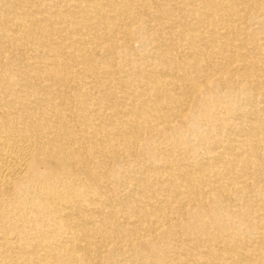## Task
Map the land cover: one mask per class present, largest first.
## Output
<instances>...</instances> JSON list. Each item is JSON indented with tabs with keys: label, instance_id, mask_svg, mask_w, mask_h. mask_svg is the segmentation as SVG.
Returning <instances> with one entry per match:
<instances>
[{
	"label": "bare ground",
	"instance_id": "1",
	"mask_svg": "<svg viewBox=\"0 0 264 264\" xmlns=\"http://www.w3.org/2000/svg\"><path fill=\"white\" fill-rule=\"evenodd\" d=\"M0 264H264V0H0Z\"/></svg>",
	"mask_w": 264,
	"mask_h": 264
}]
</instances>
